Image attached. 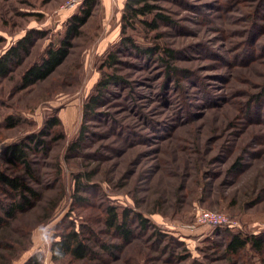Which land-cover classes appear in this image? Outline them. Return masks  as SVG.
<instances>
[{"label":"rangeland","instance_id":"rangeland-1","mask_svg":"<svg viewBox=\"0 0 264 264\" xmlns=\"http://www.w3.org/2000/svg\"><path fill=\"white\" fill-rule=\"evenodd\" d=\"M67 2L0 0V59L30 36L0 78V153L44 143L28 149L34 177L0 163L40 197L0 230V264H264V0H160L145 18L156 28L126 35L124 6L97 0L71 36L84 9ZM61 46L54 72L26 84ZM10 197L0 190V205ZM111 207L131 242L107 225ZM73 229L91 254L55 262L52 243ZM227 230L263 251L231 252Z\"/></svg>","mask_w":264,"mask_h":264},{"label":"trees","instance_id":"trees-1","mask_svg":"<svg viewBox=\"0 0 264 264\" xmlns=\"http://www.w3.org/2000/svg\"><path fill=\"white\" fill-rule=\"evenodd\" d=\"M160 0H126L123 8L122 15V34H127L129 30L135 31L140 25H147L156 28V23H149L145 20L146 16L155 12L158 9L156 2ZM97 4V0H86L83 3V16H75L74 22L71 24L68 36L72 34H77L78 28L86 22V20L91 16L93 7ZM158 17L162 20L161 14ZM30 41V36H27L17 47H12L5 56L0 59V78L6 77L9 74L10 66L9 64L14 61L19 62L22 59V53H26V42ZM125 43L133 41L129 38L124 39ZM65 46H69L67 40L63 41ZM65 46H61L58 50H49V55L44 59L41 65H36L32 67L24 77L26 84H32L38 80L46 79L54 70L62 63V61L67 57L68 49ZM151 54L152 49L147 48ZM166 54L173 57L174 54L171 51H167ZM112 58L115 59L113 55ZM163 59V57H162ZM110 82V81H108ZM107 81L101 82L108 83ZM97 102V98L93 100V103ZM60 123L59 119H53L51 126H56ZM31 144L40 145L44 144L40 141V137L32 139V143H16L6 147L2 153H0V163H8L12 166L23 165L25 169L29 171L31 177H34V173L31 171V161L29 159L28 149H31ZM239 162L236 163L235 167L238 166ZM0 188L3 194L11 196L12 202L10 204H1L0 208L2 214L0 215V230L7 227L13 220H15L20 214L30 211L36 203L34 200H38L39 193L29 187L27 184L23 183L18 177H13L8 175L0 166ZM5 189H10L12 193L4 192ZM12 194V195H11ZM128 214L120 218L119 213L116 212L114 208H109V217L107 219V225L110 229H114L123 240L128 243L131 242L133 233L127 227ZM142 225H146V220H141ZM230 236L229 249L231 252L238 254L245 250L249 246L254 249L257 253L263 251V240L258 237H242V235H234L230 230L226 231ZM89 241L83 238L80 232L76 230H71L64 233L61 238L54 241L51 245L52 259L55 262L63 261L67 257H72L77 260H86L91 254V247L86 243ZM108 250V247L105 246ZM41 254L38 253L34 255L28 264H41Z\"/></svg>","mask_w":264,"mask_h":264},{"label":"built area","instance_id":"built-area-1","mask_svg":"<svg viewBox=\"0 0 264 264\" xmlns=\"http://www.w3.org/2000/svg\"><path fill=\"white\" fill-rule=\"evenodd\" d=\"M86 0H68L66 5L64 6L65 10H74L79 8ZM199 221L204 222L207 225H231V222L228 221L226 217L220 214L211 213V212H203L198 216Z\"/></svg>","mask_w":264,"mask_h":264},{"label":"crops","instance_id":"crops-1","mask_svg":"<svg viewBox=\"0 0 264 264\" xmlns=\"http://www.w3.org/2000/svg\"><path fill=\"white\" fill-rule=\"evenodd\" d=\"M125 1H126V0H118V2H119L122 6H124ZM105 4H106L107 6H109L108 4H110V0H105Z\"/></svg>","mask_w":264,"mask_h":264}]
</instances>
